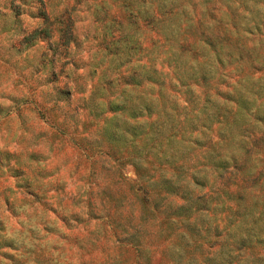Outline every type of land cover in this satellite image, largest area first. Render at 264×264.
Instances as JSON below:
<instances>
[{"label": "clouds", "instance_id": "9594fccd", "mask_svg": "<svg viewBox=\"0 0 264 264\" xmlns=\"http://www.w3.org/2000/svg\"><path fill=\"white\" fill-rule=\"evenodd\" d=\"M0 161V264H264V0H0Z\"/></svg>", "mask_w": 264, "mask_h": 264}, {"label": "rangeland", "instance_id": "374dc122", "mask_svg": "<svg viewBox=\"0 0 264 264\" xmlns=\"http://www.w3.org/2000/svg\"><path fill=\"white\" fill-rule=\"evenodd\" d=\"M49 116H50L51 118L55 119L54 114L49 113ZM110 147H111V146H110ZM112 150H114V151H118V149H115V148H113ZM2 163H3V161H0V164H2ZM13 178H15V177H13ZM129 255H130V256H134V255H135L134 246H132V245H129Z\"/></svg>", "mask_w": 264, "mask_h": 264}]
</instances>
